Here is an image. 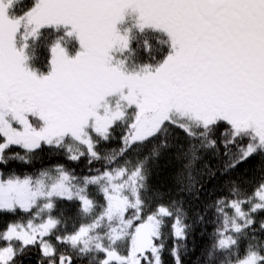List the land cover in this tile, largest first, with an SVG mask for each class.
Segmentation results:
<instances>
[{
    "label": "snow or ice",
    "instance_id": "6c2138e0",
    "mask_svg": "<svg viewBox=\"0 0 264 264\" xmlns=\"http://www.w3.org/2000/svg\"><path fill=\"white\" fill-rule=\"evenodd\" d=\"M21 2L0 0V165L30 162L12 148L33 153L44 145L64 146L74 163L87 156L89 165L103 164L83 176L63 164L35 177L9 175L0 167V214L26 217L0 228V264H16L33 247L39 248L40 264H74L89 255L96 264H163L165 228L182 264L178 241L187 240L188 229L183 210L174 208L175 201L161 197L153 207L144 198L151 156L133 167L130 159L117 161L167 125L186 133L193 159L200 149L217 146V131L226 137L220 141L225 148L243 142L236 163L264 152V0H36L23 14L12 15ZM129 12L138 14L141 31L151 27L170 37L172 51L158 66L129 69L126 59L114 55L130 50L131 29L121 34L117 28ZM52 25L71 26L68 35L78 37L82 50L69 57L57 43L51 70L41 75L29 66L28 44L18 47L17 36L23 28L27 41ZM114 95L119 100L113 106L107 98ZM133 106L137 111L129 120ZM219 121L229 127L218 129ZM117 122L127 124L120 149L99 151ZM233 184L231 194L215 202L224 228L215 230L214 247L237 248L230 264H264V238L257 235L264 233V219L258 227L256 219L264 213V178L251 191ZM62 200L78 202V212L95 213L94 219L67 231L57 215ZM241 233L242 256L236 238Z\"/></svg>",
    "mask_w": 264,
    "mask_h": 264
},
{
    "label": "trees",
    "instance_id": "16d2710c",
    "mask_svg": "<svg viewBox=\"0 0 264 264\" xmlns=\"http://www.w3.org/2000/svg\"><path fill=\"white\" fill-rule=\"evenodd\" d=\"M51 29V30H49ZM42 31L43 37H36L28 45V52L32 58V64L39 71H48L51 49L60 40L65 48L74 45L72 37H67L65 31L69 28L61 29L49 28ZM32 39V38H31ZM147 42V43H146ZM171 43L156 32L136 31L131 38L129 61L133 67H142L151 65L158 66L163 62L166 56L172 51ZM150 48V50H149ZM34 60V62H33ZM112 97V96H111ZM109 98V97H108ZM229 127L226 122L219 121L217 128L224 129ZM112 139L108 142H101L99 151L107 152L112 149H120L121 137L126 127L116 126ZM3 137H0L2 140ZM217 146L215 148H202L199 150V159H193L191 150H189L190 140L186 133L178 127L167 125L161 132L148 140L144 144H136L119 158L117 163H123L125 160H131L133 167L146 156L151 159L146 163L147 189L144 192V198L148 200L153 207L157 203H171L175 201V207L183 210L186 216L185 222L188 225L187 240L178 241L179 256L182 264H230L237 259V248L233 247L226 250H216L215 241L218 239L215 230L224 228L223 217L217 215L215 211L216 201L220 197H226L231 194V190L237 182L246 191H251L257 182L264 178V152L257 153L243 162L236 163L242 155L240 144H230L227 148L220 143L221 137L219 131L216 132ZM167 142V147L163 143ZM199 143V141H197ZM11 152H20L26 155L29 163H24L19 159H12L3 167L6 174H19L21 176H37L41 171H51L56 165L63 164L69 169H73L79 176L88 174L89 168L102 166L99 164L88 163V157H82L79 162L74 163L68 160L67 152L64 146L60 148L42 146L33 153H23L20 148H12ZM159 153V155H155ZM236 163L235 167L232 165ZM94 195L95 192L93 193ZM99 199V196H96ZM78 202L59 201L57 206V215L67 224V231H73L77 226L87 222V217L78 212ZM22 214H0V228H3L9 221L17 218L22 219ZM202 217V219H201ZM257 227L259 221L264 219V213L256 217ZM169 220V224H171ZM231 223V221H230ZM63 225L61 231H63ZM235 235V234H234ZM264 238V233H257ZM239 240L238 250L242 256L245 252V235L239 234L236 237ZM166 246L163 250V264H177L172 254L173 239L170 228H165ZM255 243V241H249ZM64 250L65 245H58ZM210 253L212 258H210ZM42 260L38 247L26 249L23 254L17 257L16 264H40ZM96 264L91 255L85 259H76L74 264ZM44 264H48L44 260Z\"/></svg>",
    "mask_w": 264,
    "mask_h": 264
},
{
    "label": "rangeland",
    "instance_id": "374dc122",
    "mask_svg": "<svg viewBox=\"0 0 264 264\" xmlns=\"http://www.w3.org/2000/svg\"><path fill=\"white\" fill-rule=\"evenodd\" d=\"M13 9H15V6H14ZM13 15H14V10H13ZM137 24H138V14L129 12V14L126 15V17H125V20L117 25V28H118V30L120 31L121 34H126L127 33V30L128 29H131L130 35L132 37V35H133V33L135 31H137V30L139 31L140 30L139 27L137 26ZM52 26L53 27L54 26L55 27H62L63 26V27H70L71 28V26H64V25H59V26L52 25ZM42 29H44L46 31V29H49V28H47L46 26H44L40 30H42ZM49 30H51V29H49ZM144 30H147V31L148 30H154L156 33H159L160 34V32L156 31L154 28H151V27H146ZM70 31H71V29H68V30L65 31L66 36H68V33ZM75 37L76 38H74V36L72 37V38H74L73 41H75L74 42V45L72 47H70V48H64L66 50V53L69 55V57H75L78 54V52H80L82 50L78 37L76 35H75ZM60 44L63 47L62 43H60ZM114 55H116L119 58L126 59L127 66L129 67V69H137L138 70L140 68V67H133L131 65V63L129 61L130 50L127 51V52H125V53H123V54H121V53H114ZM29 57H30V59H29V66L31 68H33V66L31 65L32 64V58H31V56H29ZM51 58H50V61H51ZM33 62H34V60H33ZM35 70H37V69H35ZM50 70H51V64L48 65V71H39V70H37V71H38V74L44 75V74H47ZM107 99H108V103H110L111 105L114 106L115 103H116V101L119 100V95H114V96L109 97ZM136 111H137V109L135 108V106H133L132 108L128 109V112H129V120L131 119V115L133 113H135ZM9 119H11V118H9ZM30 119L32 120V122L34 123V125H36L37 127H42L43 126V121L39 120L38 117H30ZM12 122H13L14 126L20 127L18 125V123H16L15 121H12ZM116 126L127 127V124L126 123H123V122H117ZM117 133H118V131L116 130L114 132V134H117ZM72 147H73V150L75 151V150H77L78 145H76L74 143L72 145ZM94 216H95V213L93 214V216H88L87 217L88 220H87V222L84 223V225H87V224L91 223V221L94 219ZM23 219H26V217L23 216L22 217V220ZM101 231L103 232V231H105V229H101ZM162 243H164L165 246H166L165 241H162ZM125 244H126V240H121L119 242V244H118V247H120L121 249H123L125 247Z\"/></svg>",
    "mask_w": 264,
    "mask_h": 264
},
{
    "label": "flooded vegetation",
    "instance_id": "af4514ba",
    "mask_svg": "<svg viewBox=\"0 0 264 264\" xmlns=\"http://www.w3.org/2000/svg\"><path fill=\"white\" fill-rule=\"evenodd\" d=\"M35 2H36V0H22L21 3L15 5L16 11H15L14 16L23 14V12H25L28 9H30L31 7H33ZM13 10L11 11L12 15H13ZM155 30L160 32V34L165 38V40L171 43L170 37L167 35L166 32H164L163 30H158V29H155ZM24 33H25V30L22 28L21 32L17 36V46L20 44V47H22L23 45L21 44V42L22 43H29L30 42V38L27 41H24V39H23ZM26 52H27V55H28L29 52L27 50H26Z\"/></svg>",
    "mask_w": 264,
    "mask_h": 264
}]
</instances>
